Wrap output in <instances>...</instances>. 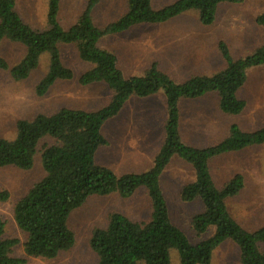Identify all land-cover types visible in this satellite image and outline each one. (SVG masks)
Returning a JSON list of instances; mask_svg holds the SVG:
<instances>
[{"label":"trees","instance_id":"obj_1","mask_svg":"<svg viewBox=\"0 0 264 264\" xmlns=\"http://www.w3.org/2000/svg\"><path fill=\"white\" fill-rule=\"evenodd\" d=\"M59 1L48 0L46 27L33 29L15 9V0H0V43L6 39L25 47L22 58L10 66L0 54V70H9L15 80L26 78L35 69L41 55L48 54V68L35 87L36 94L44 95L56 80H69L72 70L62 63L59 44H74L80 59L90 64L80 76L79 83L87 85L105 82L112 91L110 101L100 109L61 107L51 114H36L31 119H18L16 135L0 138V167L13 165L30 169L40 140L51 138L40 152L44 176L35 182L15 203L14 219L27 234L23 244L26 256L53 258L74 244V233L68 225L70 213L91 195L117 192L129 197L138 187H145L151 202L150 218L134 221L126 215L110 214L104 228H96L90 237V247L96 253L94 264H170V253L176 250L179 264H210L211 255L226 239L239 248L241 264H264V225L254 230L244 228L229 213L226 200L239 193L243 176L234 174L221 188H217L209 171V161L222 154L248 146L264 144V126L243 131L231 125L229 134L218 143L199 148L185 144L178 129V100L194 98L208 91L219 95L223 113L239 114L245 101L237 91L246 79V70L264 64V42L252 52L233 58L224 41L217 44L226 65L210 74H195L183 82H175L159 70L153 62L141 75L125 77L117 66L116 55L98 45L106 35L126 31L139 24H157L195 10L199 22L210 25L216 10L223 2L243 0H175L154 8L151 0H126V11L117 20L97 27L92 20V9L99 0H88L74 24L64 29L59 23ZM264 26V10L255 17ZM162 90L166 99L167 116L165 138L151 167L141 173L117 174L113 169L96 164L94 154L108 141L102 135L103 124L115 116L131 95L146 96ZM176 155L191 164L195 172L192 182L182 187L184 201L199 199L203 211L191 218L197 235L212 229L207 238L191 243L169 215L159 178ZM8 198L0 191V201ZM4 222L0 219V264H23L25 258L13 256L15 239L5 238Z\"/></svg>","mask_w":264,"mask_h":264},{"label":"rangeland","instance_id":"obj_2","mask_svg":"<svg viewBox=\"0 0 264 264\" xmlns=\"http://www.w3.org/2000/svg\"><path fill=\"white\" fill-rule=\"evenodd\" d=\"M170 1L152 0L151 3L157 9ZM47 2L48 0H15V9L25 23L33 29L41 30L46 27ZM85 6L86 1L83 3V0H61L58 11L61 26L68 29L74 24ZM263 10L264 0H243L240 3L223 2L218 5L216 18L210 25L200 24L196 13L190 11L166 23L134 25L124 32L103 36L99 45L115 51L118 66L130 73L133 67H137V69L141 67L143 54L134 57L132 52L124 48L126 43H132L135 39L147 38L143 36L168 31L197 32L198 35H206L207 42L209 39L207 36L212 37L214 49L210 58L212 69L219 70L226 63L214 47L218 40L227 43L233 58L252 52L264 42V26L255 22V17ZM125 11L126 0H100L99 4L92 9L91 15L94 24L102 28L120 18ZM58 46L62 63L69 67L73 74L69 80H56L44 95L36 94L35 87L47 71L48 54L41 55L38 66L24 79L15 80L9 70H0V138L12 139L15 137L18 119H31L39 113L51 114L61 107L94 111L110 101L112 91L105 82L87 85L79 83V76L90 67V64H86L80 59L75 45L59 44ZM207 49L206 45L205 51ZM174 51L181 52L179 47L174 48ZM24 52L25 47L21 43L6 39L0 43V54L10 66L16 64ZM171 59L170 56L167 57L168 62ZM207 61L208 59L206 65H208ZM178 63L179 66L184 64L181 61ZM158 64L160 65V62ZM185 64L187 65V61ZM170 65L168 64L167 67L170 68ZM160 68H162L161 65ZM156 95L144 97L135 102L137 105L134 113L131 110L132 103L127 105L130 100L127 101L116 116L103 124L102 135L112 143L111 146H108V143L98 146L94 154L96 164L113 168L119 175L141 173L151 167L149 165L152 164L154 155L159 149L154 139L149 147V144H146V155L142 156L139 153H134L132 156H129V153L121 154L119 152L121 149L115 144L118 141L126 140L121 136L125 134L124 126L130 119L132 121L137 117L144 119L149 139L151 137L149 131L156 129L154 125L159 131L163 129L161 126L163 108L161 107L160 111L149 104ZM133 96L136 95L130 97ZM237 97L245 101V106L236 115L222 112V115L219 113V116L216 106L212 103L209 104L214 117L213 123L214 125L218 123V127L214 130L216 136L212 135L211 143H196L197 134L194 133L192 136L195 147L216 144L217 136L222 133L226 137L231 125H236L243 131H252L264 126V64L246 70V79L237 91ZM124 109L125 112L122 113ZM197 114L195 109L190 112L192 119L194 118V125ZM113 139L115 144H113ZM52 143L54 140L51 138L40 140L34 164L30 169L24 170L13 165L0 167V191L8 192V198L0 201V219L4 222L3 236L17 241L12 246L11 253L13 256L25 258L23 264H94L97 256L89 244L93 230L106 227L110 214L114 212L124 214L134 221H147L151 213L150 198L146 188L142 186L138 187L129 197H122L117 192L107 195H91L80 207L70 213L68 225L75 238L71 248L59 252L53 258L26 256L23 244L27 234L18 227L14 219V206L18 199L44 176L40 152L45 144ZM209 168L217 188H221L234 174H242L243 187L237 195L226 200L227 209L232 217L248 230L263 226L264 144L249 146L212 158ZM190 177V166L177 157L167 164L159 183L172 222L186 234L191 243H196L207 238L212 229L197 235L191 226L192 216L203 211L204 207L199 199L184 201L180 198V187ZM260 248L264 250V243L260 244ZM170 264H179L176 250H172L170 253ZM210 264H241L238 246L233 241L226 239L213 250Z\"/></svg>","mask_w":264,"mask_h":264},{"label":"crops","instance_id":"obj_3","mask_svg":"<svg viewBox=\"0 0 264 264\" xmlns=\"http://www.w3.org/2000/svg\"><path fill=\"white\" fill-rule=\"evenodd\" d=\"M84 1H86V3H87L88 0H83V3H84ZM173 1L174 0H171L170 2L166 3L165 5H167ZM99 2H100V0L98 1L97 4H99ZM151 2H152V0H151ZM59 3H61V0L59 1ZM97 4L94 5L93 9L95 8V6ZM190 11H194L196 13V15H197L196 18L199 22L198 13L195 10H188L186 12H183V13L169 19L166 22H169V21L183 15L184 13H187ZM215 18H216V16H215ZM74 20H75V18H74ZM166 22H163V23H166ZM122 32H124V31H122ZM114 34H117V33H114ZM114 34H110V35H114ZM143 37H147V38L135 39L134 42H132V43L128 42L124 45V48L129 50L130 52H132L134 57L138 56L139 54H143V57H141L143 59L142 63H141V67L138 69H137V67H133V69H132L133 71L131 70L130 73L125 72L117 64V66L121 69V71L124 72L123 74L125 77L143 74L150 67V65L153 62L156 63V66L159 70L168 74L175 82H183L184 80L188 79L190 76L195 75V74L210 75V74L218 71V70L212 69V62H211L210 58L214 52V49H213V40H212L211 36H207V37H209L208 42L206 39V35H203V36H202V34L198 35L197 32H178V31L169 32L168 31V32H163L161 34L147 35V36H143ZM100 40L98 42V45L100 43ZM219 41H221V40H218L216 45L214 46V47H216L215 49H217L218 53H219V50H218L217 44ZM206 45L208 46L207 51H205ZM176 47H179L181 52L178 53V52L174 51V48H176ZM101 48H103V47H101ZM103 49H106V48H103ZM106 50L111 51L110 49H106ZM111 52H113L117 57V54L115 53V51H111ZM219 55H220V53H219ZM169 56L172 58L170 60V62L167 61V57H169ZM198 57L200 58L199 60H198ZM207 59H208V61H207L208 65H206ZM179 61L183 62L184 64H182V66H179V63H178ZM186 61H187V65L185 64ZM159 62H160V65L162 66V68H160V65L158 64ZM196 63H198L199 65L195 66L194 64H196ZM168 64H171L170 68L167 67ZM172 74H177V75H172ZM155 94H157V95L155 97H153V101H150L149 104L153 105V107L156 109L158 108L160 111H161V107L163 108V111L161 113L162 114L161 126H163V129L161 131H159V129H157V126L154 125V127L156 129H154L153 131H149L151 133V137L149 139V137H148L149 135H147V132H148L147 126H146L144 119L141 117H137V118L133 119V121L130 119L128 121V123L124 126L125 134L121 136V137H124L126 140L124 142L118 141L115 144V141L113 139V144H115L116 147L121 149L119 151L121 154L129 153L128 155L132 156L134 153H139L141 156L146 155V150H145L146 144H149L148 145V147H149L152 144L153 139L157 142V147L159 146V149H160V147L164 141V138H165L164 124H165L166 116H167L166 99H165L163 92L158 90L157 92L146 95V96H137L136 95V96H133L130 98L128 97L127 100L125 101V103L123 104V106L127 103V101L130 100L127 105H129V103H132L131 110L134 113V111L136 109V105H137L135 102L143 99L144 97L153 96ZM138 97H141V98H138ZM210 103H212L216 106V111L218 112V115L219 116H220V114L222 115V111L220 110V107H219V95L216 91H208V92H205L203 95L198 96V97H194V98H189V97H180L179 98V100H178V111H179L178 129H179V134H180L181 140L183 142H186L187 145L195 147V145H193L195 143H194V139L192 136L194 133L197 134V136L195 138L196 143L197 142H201L204 144L206 142L211 143L212 135L216 136V134L214 133V130L218 127V123L216 125H214V123H213L214 117H213V113L211 111V108L209 106ZM123 106H122V108H123ZM122 108L120 109V111L122 110ZM193 109H195L198 112V114L195 117V121H196L195 125L193 124L194 118L192 119V116L190 115V112ZM124 112H125V109L122 111V113H124ZM149 129H151V127H149ZM119 133H120V131H119ZM224 136L225 135H222V133H220L217 136V143L219 141H221L223 138H225ZM111 143H112L111 140L108 141V146H111ZM127 148H130V150H127ZM199 148H203V147H199ZM159 149H158V151H159ZM157 152L155 153V155L157 154ZM155 155H154V157H155ZM177 157L178 156L174 155L171 158V160L175 159ZM179 159H181V158H179ZM181 160L184 161L183 159H181ZM151 161H152V159H151ZM170 161H169V163H170ZM184 162L190 166V170H191L190 179L188 181L184 182L185 184H187V183L192 182L194 180L195 172H194V169L191 166V164H189L186 161H184ZM152 163H153V161H152ZM151 165H149V167ZM208 165H209V163H208ZM166 167H167V165H166ZM111 169H113V168H111ZM163 171H162V173H163ZM162 173H161V175H162ZM161 175H160V178H161ZM184 183L180 187L181 190H182V187L185 185ZM181 190H180V194H181Z\"/></svg>","mask_w":264,"mask_h":264}]
</instances>
